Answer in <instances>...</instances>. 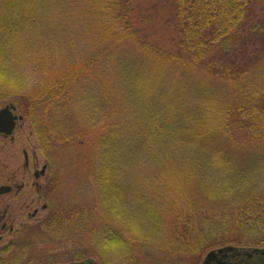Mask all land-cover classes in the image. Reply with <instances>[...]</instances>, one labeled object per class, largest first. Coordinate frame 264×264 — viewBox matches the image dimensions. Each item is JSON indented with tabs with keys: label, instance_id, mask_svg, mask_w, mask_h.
Masks as SVG:
<instances>
[{
	"label": "trees",
	"instance_id": "obj_1",
	"mask_svg": "<svg viewBox=\"0 0 264 264\" xmlns=\"http://www.w3.org/2000/svg\"><path fill=\"white\" fill-rule=\"evenodd\" d=\"M135 1L0 0V99L43 153L92 151L94 201L44 228H88L113 244L104 264L261 245L264 0H174L172 49L141 34ZM13 247L0 264H18Z\"/></svg>",
	"mask_w": 264,
	"mask_h": 264
},
{
	"label": "rangeland",
	"instance_id": "obj_2",
	"mask_svg": "<svg viewBox=\"0 0 264 264\" xmlns=\"http://www.w3.org/2000/svg\"><path fill=\"white\" fill-rule=\"evenodd\" d=\"M174 5V0H136L133 12V22L141 34L167 49L174 48L177 43ZM10 102L13 103L0 99V109ZM25 153L28 154V165ZM91 158L90 147L81 144L60 146L50 153H43L32 125L26 119L18 121L12 135H0V186L14 187L12 192L0 195V213L7 210L5 221L8 226L14 227V231L0 230L3 236L0 247H8L12 240L17 239L11 260L14 257L18 264H53L93 258L98 264H104L103 256L104 260L115 257L111 251L113 244L99 246L98 251L91 245L87 237L88 228L63 232L44 228L47 224L45 220L53 211L64 216L68 210H81L94 201L95 192L89 179ZM44 166L46 174L36 179L35 171L40 172ZM21 183H24V188L19 191L17 186H22ZM45 205L47 207L43 209ZM35 209L38 212L33 216ZM125 237L128 242L132 239L127 234ZM150 241L158 242L159 238ZM253 247L264 248V242ZM150 251L152 254L149 257L138 250L135 256L142 264H151L152 261L175 264L171 257L164 258V254L155 253L153 248ZM209 252L202 255L200 264Z\"/></svg>",
	"mask_w": 264,
	"mask_h": 264
},
{
	"label": "water",
	"instance_id": "obj_3",
	"mask_svg": "<svg viewBox=\"0 0 264 264\" xmlns=\"http://www.w3.org/2000/svg\"><path fill=\"white\" fill-rule=\"evenodd\" d=\"M14 105H7L0 109V133L11 135L16 127V123L22 116L14 114ZM46 166L36 175L44 173ZM12 190L10 185L0 186V195ZM69 264H97L92 258L78 263ZM203 264H264V248H237L227 246L210 251Z\"/></svg>",
	"mask_w": 264,
	"mask_h": 264
},
{
	"label": "flooded vegetation",
	"instance_id": "obj_4",
	"mask_svg": "<svg viewBox=\"0 0 264 264\" xmlns=\"http://www.w3.org/2000/svg\"><path fill=\"white\" fill-rule=\"evenodd\" d=\"M0 135H5V134H0ZM25 161H26V165H28L29 164V162H28V154L27 153H25ZM48 168V167H47ZM38 172V170H36L35 171V175H36V173ZM46 173H41V175L40 174H38V176H37V178L36 179H39L40 177H42V176H44ZM23 184V185H22ZM20 185H22V186H17V188H18V190L20 191L21 189H23L24 188V183H21ZM13 186V185H12ZM13 189H14V187H13ZM12 189V190H13ZM16 189V188H15ZM12 190L10 191V192H12ZM47 207V205H45V206H43V209H45ZM37 212H38V210L37 209H35V211H34V213H33V216H35L36 214H37ZM7 217V210L5 211V212H3V213H0V230L1 231H3V230H6V229H9L10 231H14V227H13V225H10V226H8L7 225V222L5 221V218ZM18 232V231H17ZM3 238V236L2 235H0V239H2ZM18 241H17V239H14V240H12L11 242H10V245H15V243H17ZM87 259H90V258H85V259H83V260H78V261H69V262H55V263H53V264H69V263H78V262H82V261H84V260H87ZM93 259V258H92ZM95 260V259H94ZM96 263H97V261H96ZM98 264V263H97ZM100 264V263H99Z\"/></svg>",
	"mask_w": 264,
	"mask_h": 264
}]
</instances>
